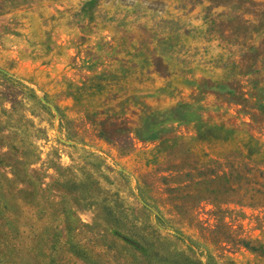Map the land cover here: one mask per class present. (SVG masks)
<instances>
[{
    "label": "rangeland",
    "instance_id": "374dc122",
    "mask_svg": "<svg viewBox=\"0 0 264 264\" xmlns=\"http://www.w3.org/2000/svg\"><path fill=\"white\" fill-rule=\"evenodd\" d=\"M184 1L0 0V264H103L142 230L166 257L264 264V187L213 200L180 177L238 161L197 127L264 143V69L244 74L247 46L219 34L225 5L242 37L264 0H205L211 26L198 4L179 22Z\"/></svg>",
    "mask_w": 264,
    "mask_h": 264
},
{
    "label": "trees",
    "instance_id": "16d2710c",
    "mask_svg": "<svg viewBox=\"0 0 264 264\" xmlns=\"http://www.w3.org/2000/svg\"><path fill=\"white\" fill-rule=\"evenodd\" d=\"M192 1L193 3L190 7H188L185 1L181 4V13L177 16L179 22H182V18L186 14L188 15L198 4L200 5L199 13H201L200 17L203 20V24H209V26H211L214 20L209 19V16L211 9L213 8L211 6L204 5L205 0ZM206 1L213 3L215 6H219L218 0ZM232 17L233 13L230 6L227 4L225 5V10L222 11V19L223 21H228L225 27L223 26V29L219 30V34H221L223 40L230 45L240 38L243 40V45L245 44V46H247L245 48L247 51L245 56L240 57V60L242 64L244 60L245 64L250 65V67H242V71L244 74L255 75L264 69V50L254 44L256 35H261V39H264V28L262 27L264 24V13H258L257 19L255 20H245V29L243 30L242 37L239 36V33H235L231 29L230 24ZM206 19H209V21ZM181 35H184V30L181 31ZM254 48L255 50H253ZM251 52L253 54H251ZM229 58H231V56H227V59ZM196 137L205 140L203 143L204 147H208L209 149L218 152L217 154H222V156L223 153L220 151L222 150L221 148L225 147L226 149L230 139L232 137L235 138L236 142H234L233 145L236 147L234 151L237 155H239L238 161L234 164H227L220 169H212L205 176L203 175L204 172L199 170L195 176H192L191 172L194 169H187V171H185L180 177H189V181L193 182L194 185L204 184L206 190L204 191L205 194L212 197L213 200H217L221 196H224L226 199L234 198L236 202H254L264 187V183L260 182L259 176L257 177L256 175L257 163L260 160L258 158L260 156L261 158H264V143L259 142V139L253 135L236 137L232 132L215 126H206L203 129L197 127ZM176 144L177 146H180L178 145V142L175 143V145ZM195 148L197 147H192L190 150L189 148L186 149L188 152H194L192 149ZM186 149L185 146L184 149L181 148V153L187 152ZM37 155L38 154L35 151L33 154V163L36 162ZM247 161H252V167L248 168L246 171L251 172L250 174L245 172L242 173L239 169L240 165L241 168L244 167L243 164L247 165ZM261 172L262 171H259V173ZM181 182H185V179H182ZM35 198L37 197L35 196ZM104 213L109 219L116 223L117 220L112 211L107 209ZM121 242L124 245V247H122L124 253L122 255L119 254L115 260H105L103 264H201L199 260L177 248L172 250V255L170 257H166L161 251V245L158 243V240H154L143 230L139 232H124L121 236ZM102 255L103 252L98 251L95 252L94 256L101 260ZM95 264H99V262Z\"/></svg>",
    "mask_w": 264,
    "mask_h": 264
}]
</instances>
